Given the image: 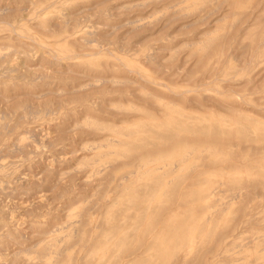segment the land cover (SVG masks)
<instances>
[{
	"label": "rangeland",
	"instance_id": "obj_1",
	"mask_svg": "<svg viewBox=\"0 0 264 264\" xmlns=\"http://www.w3.org/2000/svg\"><path fill=\"white\" fill-rule=\"evenodd\" d=\"M19 1L21 2V0H18V1L17 0H0V6L2 5L0 7V11H2V9L4 10L5 7L7 9L9 7L12 8V6L13 7L21 6L22 4H23V7L24 6L27 7L26 4H24L23 2L20 3ZM35 1L38 2L39 0H35ZM206 1L205 0L204 1L203 0H183V1L165 0L164 2L163 0H161V2L163 3L161 2L158 3V0H66L61 6L60 8L61 10H59V12L62 11L63 13V11L65 12L68 9L73 10L75 5H76L75 7H82L83 5H84L83 7L85 6L90 7L91 5H95L98 3L99 8L104 7L103 9L104 10L106 9L105 12L109 11L110 13L113 14V16H111V14L110 15H108L107 13L103 14L105 13L104 10H102L101 12H98L96 9H93L97 11L96 14L94 15L95 11H93L94 12L93 13L92 10H89V12H92V13H88V16L90 14V16L93 15V17H90V16L87 17V15H85L87 17L86 19H84L85 17H83L84 21L82 19V25H83L82 29L91 30L93 32H95V30L100 32L101 30L103 33L104 32L107 33L108 35L105 36V39L113 41L114 46L110 44L107 46L108 47L107 49L102 50L100 53L96 55L83 56V57H78L74 59L61 58V55H62L61 50H64L63 47H65L66 45L65 43H59L57 45L48 46L44 44L43 42H41V39L34 40L32 37H30L31 39L28 38L29 34L30 35L32 33L35 34V31H36L35 20L28 19L26 15L27 12L24 13V11H26L27 8L30 9L29 6L27 8L24 7L25 9L23 8L24 9V11L22 10V17L24 16L23 18L21 16L19 18V15H17L15 16V18H13L15 20H13L12 18H11V21L4 19V21L6 20L10 21L13 26L8 25L7 23L3 24L5 22L2 21L3 19L1 20L2 21V23H0L1 27H4L5 25L7 26L5 27V29L0 28L1 30H3V31L0 30L1 31L0 32V44L1 45L5 44V47H3V45L0 46V56L1 54L5 56L4 55L5 52H8V51L10 52L11 48L12 49L15 48L14 49L15 53L13 50V55L11 53L6 54L8 55L10 59L6 56L4 57L6 67L3 65L4 60L2 56H1L2 61L0 60V63H1L0 66L3 65L4 67V70H3V67H1L2 69H0V71L3 70L0 72L2 74V77H0V82L2 84H5L6 82V84L8 85L7 86L5 84V87H4L0 83L1 84L0 85V95L4 93L7 99L6 104H8L9 102L8 99H10L13 95H14L12 97L13 100L10 99V101L12 100L11 102L14 101L15 97H17V99L19 98L18 95L16 94H19L20 96L19 100L20 99L25 100L27 98L25 97V95L28 96L27 93L29 92H30L29 94H31V93H38V91L45 90L46 92L50 91L51 93L52 89L56 90L55 87L57 86H60V88L61 86H63L62 89L64 91H61V89L58 88L56 91L57 92L59 91V94H57L56 91H53L52 92L53 95L51 94L48 95L53 99L56 98L54 100L52 99L51 109L55 107L54 104L56 103L57 96L62 97L64 95L63 97L66 96L65 101H67L65 102L63 100L66 104L60 105L59 108L57 104H55L56 109L55 108H54L55 110L52 109L53 111L48 110L49 111L48 114L46 113L48 116H46L45 114V116L43 117L44 118L46 117L49 119L45 118L46 119L45 120L42 116H40L41 118L33 119L34 122L32 123L30 122L29 124H27L29 125V127L33 125H38V127L33 126L32 128L33 132L36 129L35 132L36 131L37 132L36 133L34 132L35 134L40 133L41 130L43 132V129L45 131L47 130V132L49 133L48 134L47 132L44 131L45 133L44 132L43 133L45 134V136L42 135L43 134L42 132L39 135H33V136H37V138L35 137L36 138L35 141L39 139V137L40 139L46 140L45 138L51 133V135L48 136L47 140L43 141V144L45 142H46L45 144L47 143L49 144V141L51 140H53L54 143L58 142V144L60 143L59 141L61 142L64 141L60 144L61 146L59 145V147H61L62 150L61 148H58L57 143L54 144V146L57 144L56 145L57 147L56 146L50 147L45 144L40 145L39 143H42V142L38 143L37 141L36 142L33 141L32 139H34V137L33 136H30L31 138L29 137V135L33 134V132L29 134V132L27 131V135L25 134L27 137L24 136V134L22 136V133L20 132L19 133L20 135L18 134V137L22 136L24 138L26 137L23 140L27 139L25 142L22 140L21 144L24 143L26 148L29 147V149L27 148L29 152H31L30 147H33V149L31 150H36L39 147L41 149L44 146H45L44 149L46 148L45 150H42L43 149L42 148L41 149L42 151L40 150L37 151L39 152L38 154H36L37 152H35L36 155L34 154V152L33 153L31 152V155L30 154L28 155L33 156L32 154H34V156L36 157L33 156L28 160L27 159L23 160L22 153L21 154L17 153L21 155L22 158H20V156L15 154V152L8 150L11 146H12L13 151L17 149V147H15L17 146L16 145L17 143L12 142L13 139H14L13 141H17V139L15 140V138H13L14 135L13 136L11 135L8 138V140H6L5 142L4 141L0 142V145L2 144V147H0L1 149L0 154L2 150H5L7 153V155L4 156L3 154L5 152L3 151L2 154L0 155V165L2 164V168L0 166V174H1L0 178L2 176V182L0 179V188L1 190H2V187L5 190H8L9 188L13 189V191L12 189L11 190L9 189L10 190L9 194H12V196L11 195L9 196L10 198L8 197L9 194H7L8 191L6 192L3 191L5 192L4 194L3 192H0V194L2 193L0 195L1 196L0 199L3 197V195L5 196V194L8 197V198L6 196L3 197L5 198L3 199L5 200V202L3 200H0V205L4 203L2 204L4 205L2 206L3 212L5 213L4 209H6V212L9 213V215L7 216H6L7 213H5L4 216L6 220L4 221H7V219H9L8 216H10V214L12 215L16 214L13 220L10 221L11 222L10 227L12 228L17 227L19 229L21 228L22 233H24L23 235L24 238H19V240L24 244L22 245L21 243L19 247L24 246L25 248L22 247L24 248V251L20 252L19 257L22 254H24L22 256L27 257V258H24V260L32 259L31 261H34L37 258L35 263H38L39 262L38 257L40 256L39 257L40 262L45 261L46 262L45 264H53V263L56 264L58 263L57 262L58 258L52 259L54 256L58 257V254H56L55 252L47 251L48 255L47 254L44 255V257L39 255V252L43 251L41 252L43 254L44 251H46V250H42L43 245H45L46 243L53 244V241H54V245L61 246L64 250L62 252V255L64 253L63 258L61 257V255H59V258L63 259V260L60 259V261L58 259L59 264H72V263L79 264V263H82L81 261L87 264H264V126H260L258 128L256 127V129L251 130L249 128H246L241 123H238V122L234 123V121L232 120V117H233L232 114L230 113V111L226 110L227 108H225L227 107L225 105L230 104V95H231V91L229 88L230 85L238 84L237 85L238 87L235 86L236 91L238 93H242V88H240L242 86L239 85L242 83L240 81L241 76L237 75L235 84H232V80L230 78V61H229V50H230L229 41L230 40L227 39L228 38L227 37V27H228L229 19L227 16H224L225 14H227V11H226L227 3H225L226 1L222 2L223 3L222 5L223 7H222L220 5L221 4L220 2L222 0H211V1L209 0L210 3L207 4V7H206V3H208V1L207 2ZM214 2L216 4L217 2H219L218 5H220L222 8H220L217 5L219 7V8L217 7V9H220L219 12L217 11L213 12V15H212L210 11L209 12L210 14L209 13L208 14L212 16L206 17V14L208 12L207 8L211 10L216 8L215 7L216 5ZM2 3L5 5V7H3L4 5ZM251 3L255 4L256 0L255 2L253 0H244V1L240 0V2L238 3V10L245 8V7L249 8L247 6H251L250 5ZM9 4H11V6ZM203 4L205 5L204 8H203ZM260 4H259V12H263L262 6L264 8V0ZM199 5H201L200 7H202V11H199L198 9ZM209 6L210 7L212 6L214 8L212 9V7L210 8ZM29 9H27L28 12H29ZM205 9L207 10V12L205 11ZM196 10H198L199 13ZM56 11L57 10L51 11L48 15L45 16V18H50L56 15L58 16L62 14ZM4 12H1V13H4ZM113 12H115L116 15H114ZM203 16L206 17V18L204 17V21L202 20ZM222 16H224V18H222ZM97 17L98 18L100 17V19H97ZM262 17L264 18V15ZM198 18L201 19L202 22ZM260 18H261V15H260ZM260 18L257 20L263 19V18L262 19ZM93 19L95 20L94 26H91V24H93V21H94ZM195 19L199 20V22L201 23L199 24L195 23L197 22V21H194ZM129 20L130 21L136 20V21L135 22L132 21L133 23L131 22L130 24H128L127 22H129ZM205 20H206V23H205ZM16 21H17V25H14ZM102 21H104V24ZM114 22L115 24L118 25L117 27L115 26L116 27L115 30H114V27L111 26L112 24H114ZM193 22L195 23V25H193ZM18 23L19 24L24 23L26 25H29L30 33L29 34L26 33L27 35L21 33ZM95 23L97 24L102 23L105 26L103 25L101 26L98 24V26L100 27L93 28L95 27ZM105 23H108L110 27L108 26V24H105ZM140 24L141 26L143 24L145 25H143L141 28L139 27ZM87 25L91 27H88ZM131 25H136L138 26L137 28H140V29L136 30L137 28L135 26L136 28L135 29L136 31H135L133 30L134 27L133 29L132 27H130ZM256 26H257V29L255 28ZM252 27L253 28H251L250 30L254 32L251 34H250L251 31L247 33V35L250 34V36L244 37L245 39L242 36L241 37L239 36L241 34L243 35V31L239 30L238 35H237L238 38L236 40L237 45L240 42L241 43L244 41L246 42V40L249 39L248 43L250 44V46L254 47L253 44H255L257 41H260L261 33H264V21L263 20L260 22L256 21L255 25H253ZM110 28H112L111 30H113L114 32L110 31ZM254 28L257 30V32L258 30H260L257 35H256L257 32H255ZM207 30L209 33L207 32ZM204 31L208 33V35H204ZM20 34L26 35V36H21ZM201 34H203V36ZM14 35L18 36L17 40H16V37L12 38L14 37ZM85 35H88V33H85L83 30L78 31L71 36L70 40L72 41L74 38L85 36ZM200 35L202 36L200 40L201 39L202 40L199 42ZM262 35L264 36V34ZM1 36H5V37H1ZM254 36L256 37V41L253 39L255 38ZM239 38H242V39L238 40ZM250 40L252 41L250 42ZM21 43H22V46L20 45ZM27 44L29 45V47L31 48L33 47V50L28 49L29 47ZM13 45L16 47H13ZM26 45L27 47H25ZM45 45L48 47L46 48ZM240 45L241 44H239V46ZM107 50H109L110 52ZM261 50H262V53L259 55H261L262 57L264 56L263 55L264 45L261 47ZM18 51L21 54L18 53ZM27 51H28V54L25 53ZM40 51H42L43 54H41ZM148 52L157 53V55L155 56L156 63L147 62L145 60L146 58L145 56L146 54H148ZM43 55L46 57L44 58ZM29 56L31 57V59ZM52 56L58 60L54 61V58H52ZM5 58L8 59V63H7V59ZM22 58L24 59L25 64L23 63ZM25 58H27V60ZM28 59H30V61ZM47 60L54 61L56 62V64H54V62H50V63H53V64H50L47 62ZM57 61H58V64H57ZM9 63L14 64V65L16 63L18 64V66L20 65L19 67L16 65L19 69L16 67L18 71L13 70L11 71L12 74L14 72L15 74H20L23 71V73L25 72L29 75L28 76L27 74H24V75L22 74L24 78L23 81L29 82L30 80L28 85L27 84L22 85V86L21 84L18 85V83L23 82V81H20L18 79H10V77H8L7 75L8 69H5V68H7V66H10ZM105 63L107 64L106 68L112 63H114L113 65L109 66V72H108V69L104 68ZM27 65L29 68H27ZM65 65H68L69 67V68H66L67 70L65 69L66 67ZM83 66H85V68H82ZM20 67H22V70ZM111 67L115 70V72L114 70L113 72L112 70L110 71V69H112ZM5 70L7 73H5ZM32 70L37 74H34V75L33 73L31 74ZM44 70L47 71L45 73H49L47 75L45 74L46 76L44 75L47 80L45 78H44L45 80H43L42 75L44 74L43 72ZM68 71H71L74 74L76 73L75 75H81V76L77 78V76L76 77L75 75L72 76V73L71 72L68 73ZM80 71H84L83 73L86 74L87 77H85V75L80 74L82 73ZM3 72L7 75V77H4L6 75L3 74ZM38 72L42 75H40ZM116 73L118 76L116 75ZM30 74L33 76L31 77ZM52 74L56 76H53ZM99 74L101 77H103L102 75H105V77L103 78H106L109 74L112 75V77L116 76L118 78L123 75L131 79L132 84L130 83V85H127L129 83L127 84L124 83L125 85H127L126 86L127 88L125 90L124 86H120L123 83L124 77H120L122 79H117L115 77L111 78L109 77L110 76L109 75L108 77L111 80L107 84L109 85L113 84L112 82L114 81H115L114 83H116V79L118 80L117 82H120V80H122L121 81L122 83L120 82V84L119 83L116 84V86H114L116 88L112 90L111 88L113 86L109 88L108 87L109 85L103 84V86H100L101 90L98 87L100 92L99 90L97 92L90 91L91 93L84 96V98L81 101L79 100V98H76L75 100L73 97H69L66 95L65 93L66 90L71 89V87L75 85H76L75 87L77 86L79 87L80 86L79 82L82 83L81 86H83L84 88L87 87L85 88L87 90H84V91L88 92V87L90 88L89 83L92 82V79L90 77L93 75L97 77L98 75V78H100ZM39 75L42 76V78ZM48 75L52 77H49ZM88 75L90 76L88 77ZM37 76H39L38 77L39 79L37 78ZM66 76H70L72 79L70 77L67 78ZM30 77L32 78L33 81H31ZM62 77H64L66 81L68 79L67 82L69 83L67 82L65 83V79H63ZM37 79L40 82L43 81V83H45L44 81H48L49 83L46 82L48 83V85H46V83L45 84L41 83L40 85ZM112 79L114 80L112 81ZM12 81L13 82L15 81V82L13 83ZM33 82H34V85L32 86ZM76 82L79 84H77ZM93 82L95 84L94 87H97L101 85L100 83H102L101 80L93 81ZM36 84L37 85L39 84L38 85L39 87ZM69 85L70 87H68ZM10 86L11 87L13 86V87L10 89ZM19 86H21V88ZM81 86L79 88L77 87L76 89L80 90V88H82ZM1 87L3 88V91ZM123 87H124V90H123ZM44 88L46 89L49 88V89L46 90ZM5 89H6V92H5ZM215 89L216 90L218 89V91H216ZM103 90L105 91L104 93L102 92ZM46 92H43V93L46 95ZM54 92H56V94ZM60 92H63L62 93L63 95H60L61 94ZM41 94L42 93H38L37 95L31 94V96L32 95L36 96L35 97L36 99L33 98L34 103L36 101L37 103L38 101L41 102L43 99H45L43 98V96L41 98ZM151 95H154V96H151ZM1 96H0V107L2 109L0 108V111L1 110L3 111L4 109L2 106L4 105L5 98ZM22 96H24L25 99ZM29 96L28 98L31 97ZM88 96L92 99L88 98ZM92 96H94V98ZM32 97L30 99H32ZM1 98H4V99H1ZM87 98L90 99L91 101L93 99L96 101V98H98L97 100L98 102H102V105L104 104L105 106L106 105L108 106L102 107L101 105H99V103H97V101L96 103L92 101L94 103L93 104ZM99 98H101L102 100ZM110 99H112L113 101L112 100L110 101ZM69 100L71 101L69 102ZM88 101L91 104L88 103ZM172 102H175V103H172ZM20 108L21 107L17 109H20ZM56 110H57V113H56ZM67 110L69 111L71 110L72 113L68 112ZM8 111H13V108H8ZM0 113L3 114V112H0ZM53 113H56L57 115L56 114L54 115ZM65 113H68L69 116L67 114L66 115L69 118L65 115ZM84 113H87L88 115L87 114L83 115ZM91 115H93V117ZM10 116L15 117V115L13 114H11ZM94 116L98 117L99 119H97ZM236 118L239 121L242 120L241 116H238ZM61 119H63L62 121H67V122L64 123L61 121ZM70 119L72 121L76 119L75 121L77 122V124L75 123V121H73L75 123L74 124L75 126L72 125L73 123L71 122ZM79 119L81 120V122H79L80 121ZM87 120L89 121L87 122ZM119 120H122L123 122ZM98 121H99V124H98ZM43 123L46 124L45 128H44ZM59 123H62V124L60 125ZM83 124L84 126L86 125L87 129L90 128V130H92L91 126L93 128L95 127L94 129L95 132L93 131L94 132L93 133L92 131H89V130L87 131V129L83 130L84 128V126H82ZM77 125H79V128H76ZM69 126L71 128L75 127L76 129L75 131L78 132L76 133L75 137H72L74 136L75 132L74 134L73 133L69 134V132L71 131V128ZM39 127L43 129L37 130ZM118 127H120L121 129L120 128L118 129ZM66 128L70 129V131L68 132V130H65ZM32 129H30V132L32 131ZM60 129H62V132L65 130L64 133L67 131L68 133L66 132L65 133L66 135L65 134L63 135H65L66 137H68L69 135V138L71 139L66 140V137L64 136L65 137L64 138L63 135L61 134V131H60V134L62 136L59 135L58 133ZM72 129L74 130V128ZM96 130L97 131L101 130L99 133L101 132L102 133L98 134ZM57 131L58 133H55ZM80 131L81 132L86 131V132L80 133ZM234 132L236 135H234ZM23 133H26V132H23ZM46 133L48 134L47 136H46ZM57 134L58 136L63 137L65 140L58 137L60 139L59 140L57 138ZM256 135H260L261 140L262 139L263 140L260 141L256 139L255 138ZM200 136L202 139L200 138ZM187 137H190L189 138L190 140ZM28 138H30L32 141L29 143L30 145L26 144L27 141H30L28 140ZM108 138H110V142L112 141L111 143L108 142L109 141ZM113 138H114V141L112 140ZM236 138L238 139L237 141H236ZM40 139L39 141H42ZM72 139H75L78 144L75 142V140H72ZM71 141L74 143H72ZM80 141H83V143ZM9 142L14 143V145L12 143L10 144ZM33 142H35L36 144L38 143V144L37 145L34 144L33 146L32 145ZM100 142L103 144H101ZM4 143H8L9 147L7 144H4ZM62 144L63 145L65 144L66 149L65 148L63 149L64 146ZM79 144L80 146H82V149L84 148V150L79 149L80 148ZM168 144L170 145L169 147H167ZM5 146L8 149H6ZM72 146L73 147L75 146V147L72 148ZM92 146L94 148H92ZM3 147L5 149H2ZM85 147L89 148L88 149L89 151H87V148L85 149ZM90 147L92 150H90ZM54 148L55 150L53 152ZM75 148L77 149L78 153L76 152V150L73 151V149ZM58 149L59 151L60 150L62 151V155H61V151L60 152L56 151ZM7 151L11 152L9 153L11 157L8 156L9 154ZM50 151L52 153H50ZM55 151L58 153H56ZM64 151L66 152L63 153ZM93 151L95 152L94 155H93ZM235 151L237 154L235 153ZM89 153L91 154L89 155ZM58 154L60 155L59 157H58ZM71 154H74V156ZM133 154H134V159H133ZM15 155H17L18 158ZM43 156L45 157L47 156L46 159ZM70 156H71V159H70ZM1 157L3 158L1 159ZM14 157L18 161H16ZM50 157H53V158L49 159ZM62 157H66L65 158L66 161L64 160V158L62 160L61 159ZM93 157L94 158L97 157L98 159L96 158L95 160ZM80 158H81V161L79 160ZM14 159H15V163L17 162L16 164L21 163L20 165L22 166L18 164L19 167H17L15 163L12 164V162H14ZM19 159H22L23 161L20 160L21 161L20 162ZM49 160H52V161L57 160V161L56 162L54 161L55 163L53 162L54 163L53 164L52 161L49 162ZM90 161L92 162L90 163ZM28 162L30 163V165ZM40 162H41V165H40ZM3 163H7L8 165L6 164L3 165ZM46 163L47 165L55 167L56 169H60L59 171L62 172L61 174L62 177H64L65 174L67 175V177H69V175L65 171V170L68 171L69 169L68 173L71 171L70 173L71 176H73L72 174L74 173L77 175L79 174L78 176L74 175L75 180L79 179L80 181V179L83 177L84 181L88 180V181H91V183H88L89 185L85 187L87 188L86 190L83 186H85V183L88 181L84 183V181L81 179L82 181H80V183L82 184L84 183V185H81L76 180V184L78 183V185L75 184L74 185L75 188H78V187L81 188L82 186L81 189L79 188L74 189L76 192L78 191V193H80L79 196H78V193L75 192L77 196L74 193L73 197L76 198L72 200V204L73 203L74 204L71 207H69L66 211L61 210V213H60V210H59V213H57L58 216L60 215L58 221L61 220L62 222L67 223L68 220H71L68 222L70 225H68L67 223L68 230L64 232L57 231L52 236H49L46 238L44 236L45 239H42L43 235L40 234L41 229L39 228H41V226H42V229L46 228L45 224L44 225L42 224L39 228H34V229L33 227H30L29 225L26 226L29 223L27 221L29 217L24 214V209L22 207H19V205L21 206L24 204L23 206L25 205L29 206V204H25V203H31L29 202V200L31 201V199L25 198V196L28 197V194H25L23 193L22 190L21 191L19 190L21 189L20 187L23 188L20 182H23V180L25 181V177L28 179L30 176L31 178V176H33V173L34 174L36 173L34 177H36V175L39 176L38 174L41 175V173H39L41 172L40 167L45 166ZM72 163L73 165H71ZM24 164H27V165L24 166ZM31 164H33L34 167ZM243 164H244V167L242 166ZM35 165L37 168L36 169L37 172L36 170H34ZM27 166H29L30 168ZM8 167L9 169H7ZM12 167L13 168L15 167L14 168L15 170ZM16 168L17 169L20 168V169L17 170ZM63 168H66L64 169L65 172L63 171ZM97 168L98 169L100 168L99 169L100 171H97ZM1 170H9V171L14 170L16 172H13V174L10 175L11 177L9 175H5V177H3L4 173H2ZM20 170H23L22 173L19 172ZM26 170L28 174L26 173ZM24 172L25 174H23ZM16 175L21 176V178L23 175V178L19 179V177ZM105 176L106 177L110 176L111 178L104 179ZM100 177H102L103 179ZM14 179L17 180L16 183ZM100 179L104 181L103 185L105 187L102 186L104 189L100 187V185H102L101 182H103ZM5 180L7 182H3ZM13 180H14L13 183L16 186V189L18 190L20 188L18 191L12 186L13 183L10 182ZM159 181L160 183H158ZM118 182H120L119 186L117 185ZM253 182L254 183L258 182L257 183L258 188L255 186L254 187L255 189H254L251 186V185H256V184H251ZM5 183L7 184L6 186L9 185L8 183H11L10 185L12 187H9V188L6 187L8 189L4 188ZM91 184L92 185L96 184L98 187H95V185L93 187L91 186ZM246 184H249V185L251 184L250 186L253 189H251L250 186L248 187V185ZM240 185L243 188L240 187ZM244 185L247 187V189H245L246 187ZM229 186L232 187V189L231 188L228 189ZM93 188L95 189V191L93 190ZM101 189L104 190L103 191L104 193H102V191H99ZM211 189H213L214 192ZM92 190L96 193L103 194V197L102 195L99 196L101 200L97 198L99 194H95L94 192H92ZM14 191L15 192L17 191L18 194L14 193ZM88 192L89 193L92 192L91 193L92 195L89 194ZM94 194L97 196L96 198L99 200L98 201L97 199H95V202L100 205L99 206L100 208L98 207L99 210H97V208H96L97 211L94 209V211L96 212L92 210V206H91L92 204L95 203V202L92 203L94 200L92 201L91 199L93 196H95ZM16 195H18V197ZM13 197H14V201H12ZM19 198H20V201L16 200ZM79 198L81 199L87 198V200L85 199V201L83 202ZM7 199L8 200L10 199L9 200L10 203L8 202L9 203L8 207H6L5 205V203L7 204V201H8ZM88 199H90L92 202ZM217 199L218 201H216ZM23 200L25 203H23ZM74 200L77 202H75ZM11 201H12V205H11ZM168 201H170L169 202L170 204L168 203ZM184 201L186 202L183 203ZM171 202L173 203L172 205H171ZM96 203L93 205V208H95V206H98V204ZM15 204L18 207H16ZM165 204H166L167 209L164 207ZM84 205L88 207V210L89 209L91 210H89L88 213L84 212L85 215H87V218H86L87 220L85 219L86 221H84V223L83 221L80 223V224H83L82 225L83 229H82V227L80 228L79 226L80 225L79 222L80 220H84L83 217L85 216L84 214L82 215L79 212L80 211L82 212V210L87 211V208ZM167 205H170V206L167 207ZM224 205H226V207H224ZM12 206H15V207L12 208ZM80 206H82L83 208H79ZM163 207H164V211L162 212L161 210H163L162 209ZM222 207L225 209L221 210ZM21 208L23 209V211H21L22 210ZM198 208H200L199 209L200 211L198 210ZM11 209H13L12 212H11ZM14 209H16L18 213H16ZM77 210H80V211H77ZM102 210L103 212L105 211V213H103ZM218 210L221 212H219ZM238 211H240V213ZM21 212L22 214H20ZM64 212H67V213L65 214ZM101 212L103 214H101ZM215 213H216V217L214 216ZM79 214L83 217L79 216ZM22 215L26 216L25 217L26 219L22 217ZM234 216L236 217L240 216V218L237 217V219L239 220L238 221L234 220ZM64 218L65 220L63 221L62 219ZM77 218L79 219V221ZM73 219L74 220L77 219V220L74 221ZM98 219L100 220L98 221ZM233 220L236 221L234 225H232ZM20 221H22L23 223L21 222L19 224ZM61 221L59 222L61 223ZM77 223L79 224L78 225L79 228L82 229L81 231H79L81 235L79 236L81 239H78L77 241L78 243L79 242L80 243L78 244L76 242L77 243L76 244L75 241L77 239L75 238L76 240H73V243H74L73 246L67 247L69 245L68 240L73 239V234L75 233L73 232V227L75 226L72 227L71 224L76 225L75 227V230H76V228L78 227ZM102 223L104 226L102 225ZM89 224L92 229L91 234H90ZM97 224H99L100 226ZM23 228L26 229L28 232L24 230ZM28 228L32 231L28 230ZM86 228L89 230L90 235L89 234L88 235L90 237L86 236L88 232ZM34 231L37 233V235L35 234L37 237L33 234L34 236L32 238L31 232H34ZM140 231H142V233ZM218 231H220L218 235H221L222 233L221 238L216 236L217 234L216 232ZM64 233L65 235L59 236ZM70 233L71 234L73 233V234L70 235ZM145 233H147V235H144ZM27 234L28 236H31V239L27 237ZM45 234L47 236L48 233H45ZM54 235L55 237L57 236V238L60 237V239L58 240L59 242L55 240V238H52ZM74 236L76 237L77 235H74ZM84 236L86 237V239H84L85 238ZM140 236L142 237L141 239L145 237L143 244L141 242L142 240H140ZM40 237L42 240L41 241L39 240L40 241L39 242L37 240L38 238L40 239ZM208 237L210 239H208ZM216 238L219 240H217ZM83 239L84 241H87V244L86 242L83 241ZM213 239L215 241L217 240V243H215V245L213 244L215 242ZM35 240L37 241L38 245L36 246V249L34 250L33 248H35V244H34ZM43 242L45 244H43ZM70 242H71L70 244L72 245V241ZM138 242L141 243L142 245L138 244ZM30 243L34 244V246H32L33 248L29 247L31 246ZM81 243L83 244L82 246H80ZM84 243H85V246H84ZM136 243L139 245V248H137L136 251H133L134 252L133 254L129 253L130 249L133 250L137 247ZM26 245L27 246L29 245L28 247L30 249L32 248L34 251H31V252L27 251L29 249H27ZM64 245L68 249H64L65 248ZM17 247L18 246L15 247V250ZM19 247L17 248V250L19 249ZM146 247H147V250H145ZM75 248L78 252L75 250ZM207 249H210L209 252L208 251L206 252ZM127 253L132 254V255H127ZM73 255L77 257H74ZM81 256H83V258H81ZM72 257L74 258L72 259ZM4 258L6 262L4 261ZM20 258L23 261V258L22 257ZM51 259L53 260V262H51ZM117 259H119L120 261L118 260L119 261L118 262ZM1 260H3L4 263L6 264L8 263V260H10V257L2 256L0 257V262ZM3 261L1 262L2 264H3Z\"/></svg>",
	"mask_w": 264,
	"mask_h": 264
},
{
	"label": "bare ground",
	"instance_id": "obj_2",
	"mask_svg": "<svg viewBox=\"0 0 264 264\" xmlns=\"http://www.w3.org/2000/svg\"><path fill=\"white\" fill-rule=\"evenodd\" d=\"M18 1V0H17ZM66 0H39L38 2H36L35 0H21V2H23L24 4H26V6L28 7H30V9L29 8H27V7H25V8H27V9H29V12L27 11V9H26V11H24V7H23V4L21 5V6H17V7H13L12 6V8L11 7H9V8H7L6 9V7H5V5L3 6V7H5V9L3 10L2 8V11H0V23H2V21L3 22H5V23H3V24H8V25H10V26H13L12 25V23L10 22L11 21V18L13 19V18H15V16H17V15H19V18H20V16L22 17V10L24 11V13H26L27 12V18L28 19H31V20H35V23H36V31H35V34H29L30 32H29V30H30V27H29V25H26V24H24V23H18V25H19V29H20V32L21 33H23V34H26V33H28L29 35V37L28 38H30V37H32L34 40H37V39H41V42H43L44 44H46V45H57V44H59V43H65L66 45H65V47H63L64 48V50H61V53H62V55H61V58H63V59H74V58H78V57H83V56H91V55H96V54H98V53H100L102 50H105V49H107L108 47V45H113L114 46V42L113 41H111V40H106L105 39V36H107L108 34L107 33H103L101 30H100V32H98L97 30H95V32H93V31H91V30H84V29H82V19H83V17H85L84 19H86L87 17H89L90 16V14H89V16H88V13H92L93 11H95V10H93V9H96L98 12H101L102 10H104L103 8L104 7H102V8H99V4L97 3V4H95V5H91L90 7H75L74 6V8H73V10H66L65 12L63 11V13H62V11H60L59 12V10H61L60 8H61V6L63 5V3L65 2ZM164 2H165V0H163ZM168 1V0H167ZM181 1H183V0H181ZM204 1V0H203ZM206 1V0H205ZM208 1V3H206V7H207V4H209L210 3V1L209 0H207ZM206 1V2H207ZM226 1V2H225ZM240 2V0H222L220 3V5L222 6L223 5V3L222 2H225V3H227V6H226V8H227V14H225L224 16H227L228 17V19H229V23H228V27H227V39H229L230 41V46H229V61H230V78H231V80H232V84H235V81H236V77H237V75H240L241 76V79H240V81L242 82L241 84H239L240 86H242V87H240V88H242V93H238L237 91H236V88H235V86H237L238 84H236V85H230L229 86V88H230V91H231V95H230V104L229 105H225V106H227V107H225V108H227L226 110L227 111H230V113L232 114V120L234 121V123L235 122H238V123H241V124H243L246 128H249V129H256V127L258 128V127H260V126H264V56H262L261 57V55H259V54H261L262 53V50H261V47L264 45V36L262 35V34H264V33H261V36H260V41H257L255 44H253L254 45V47H252V46H250V44L248 43V40L249 39H247L246 40V42L244 41V42H238L239 44H241L240 46H239V44L237 45L236 44V40H237V35H238V32H239V30H242L243 31V35L241 34V35H239L240 37L242 36L243 38L244 37H249L250 36V34L251 33H253L254 31H251L250 29L251 28H253L252 26L253 25H255V22L256 21H264V18L262 17L264 14H263V12H264V8H263V6H262V9H263V12H259V4L260 3H262L263 2V0H256V3L254 4V3H251L250 5L251 6H247V7H249V8H242V9H240V10H238V3ZM242 1V0H241ZM244 1V0H243ZM254 2H255V0H253ZM20 2V1H19ZM20 2V3H21ZM155 2H157V1H155ZM159 2H161V0H158V3ZM10 3H11V1H10ZM13 3V2H12ZM19 3V4H20ZM161 3H163V2H161ZM177 3V2H176ZM215 3V2H214ZM14 4V3H13ZM219 4V2H217V4L215 3V7L216 8H214V7H212V9L213 10H211V9H209V8H207V10H208V12H207V10L205 9V11L207 12V14H206V17H209V16H212L213 15V12H219V10L220 9H217V7L219 6L220 8H222L220 5H218ZM10 6H11V4H9ZM202 5V4H201ZM201 5H199V7L201 6ZM218 5V6H217ZM261 5V4H260ZM2 6V5H1ZM0 6V7H1ZM7 6V5H6ZM204 4H203V8H204ZM198 7V9H199V11H202V7H200L199 8ZM210 7V6H209ZM210 7V8H211ZM218 7V8H219ZM24 8V9H23ZM63 9V8H62ZM72 9V8H71ZM108 9H110V8H108ZM257 9V10H256ZM261 9V8H260ZM55 10H57L61 15H56V16H54V17H50V18H45V16L46 15H48L51 11H55ZM89 10H92V12H89ZM5 11V12H4ZM56 11V12H57ZM88 11V12H87ZM97 11H95V13H94V15L96 14V12ZM106 11V9L104 10V12ZM108 11V10H107ZM198 13H199V11L198 10H196ZM204 11V10H203ZM211 11V13H212V15H209L210 12ZM262 11V10H261ZM1 12H4V13H1ZM23 13V14H24ZM108 14V15H110L111 14V16H113V14L112 13H110L109 11L108 12H105V13H103V14ZM114 13V15H116L115 14V12H113ZM195 13V12H194ZM198 13H197V15H198ZM209 13V14H208ZM263 15H262V14ZM99 14H101V13H99ZM25 15V16H26ZM50 15H52V14H50ZM85 15H87V17L85 16ZM208 15V16H207ZM260 15H261V18H260ZM99 16V15H98ZM202 16V15H201ZM224 16H222V18H224ZM24 17V16H23ZM22 17V18H23ZM90 17H93V15L92 16H90ZM198 17V16H197ZM204 17L205 16H203V21H204ZM205 17V18H206ZM202 18V17H201ZM221 18V17H220ZM262 19V20H257V19ZM3 19V20H2ZM4 19H7V20H10V21H4ZM17 19V18H16ZM84 19H83V21H84ZM97 19H100V17L98 18L97 17ZM140 19V18H139ZM138 19V20H139ZM199 19V18H198ZM208 19V18H207ZM206 19V20H207ZM2 20V21H1ZM13 20H15V19H13ZM18 20V19H17ZM94 20V19H93ZM201 22H202V20L201 19H199ZM199 20H197V19H195L194 21H197V22H195V23H201V22H199ZM206 20H205V23H206ZM91 21V20H90ZM132 21H134V20H129V22H127L128 24H130ZM136 21V20H135ZM134 21V22H135ZM218 21V20H217ZM19 22V21H18ZM94 22H95V20L93 21V24H91V26H94ZM103 22V24H104V21H102ZM106 22V21H105ZM208 22V21H207ZM133 23V22H132ZM195 23L193 22V25H195ZM2 24V25H3ZM89 24V23H88ZM96 24L97 23H95V27H93V28H96V27H100V26H98V24H97V26H96ZM102 23H100L99 25H103ZM105 24H108V23H105ZM217 24V23H216ZM215 24V25H216ZM14 25H17V21H16V23L14 24ZM21 25V26H20ZM90 25V24H89ZM89 25H87L88 27H91V26H89ZM143 25H145V24H143ZM142 25V26H143ZM191 25V24H190ZM7 25H5L4 27H1V25H0V28H4L5 29V27H6ZM84 26H86V25H84ZM103 26H105V25H103ZM107 26V25H106ZM108 26L110 27V25L108 24ZM111 26H113L114 27V30H115V28L118 26L117 24H115V22H114V24H112ZM116 26V27H115ZM135 26L136 25H131L130 27H132V29H133V27H134V29L133 30H135L138 26H136V28H135ZM142 26H141V24L139 25V27H141L142 28ZM8 28H9V26H8ZM256 29H257V26L255 27ZM254 28V29H255ZM112 28H110V31H112V32H114L113 30H111ZM138 29H140V28H137L136 30H138ZM255 29V32H257V30ZM1 30V29H0ZM84 31L85 33H88V35H85V36H80V37H77V38H74L72 41L70 40L71 39V36L73 35V34H75L76 32H78V31ZM132 30V31H133ZM135 30V31H136ZM1 31H3V30H1ZM0 31V32H1ZM9 31V30H8ZM210 31V30H209ZM251 31V32H250ZM260 30H258V32H259ZM14 32H16V31H14ZM102 32V33H101ZM111 32V33H112ZM207 32H208V30H207ZM250 32V34H248L247 35V33H249ZM258 32L256 33V35L258 34ZM206 32L204 31V35H208V33H206ZM7 34V33H6ZM5 35V34H4ZM10 35V34H9ZM13 35V34H12ZM17 35H18V33H17ZM15 36L14 35V37H12V38H15L16 37V40L18 39L17 37L18 36ZM21 35V34H20ZM27 35V34H26ZM26 35H21V36H26ZM202 36H203V34H201ZM200 35V37H199V42L202 40H200V38H202V36ZM247 35V36H246ZM255 35V36H256ZM254 36V37H255ZM1 37H5V36H1ZM11 37V36H10ZM9 37V38H10ZM31 39V38H30ZM208 39V38H207ZM240 39H242V38H239L238 40H240ZM245 39V38H244ZM255 41H256V37L255 38H253ZM20 40V39H19ZM212 40V39H211ZM33 41V40H32ZM242 41V40H241ZM252 40H250V42H251ZM5 42V41H4ZM21 42V41H20ZM24 42V41H23ZM26 42V41H25ZM35 42V41H34ZM210 42V41H209ZM208 42V43H209ZM17 43V42H16ZM37 43V42H36ZM211 43H212V41H211ZM210 43V44H211ZM18 44V43H17ZM187 44V43H186ZM189 44V43H188ZM3 45V47H5V44H2ZM1 44H0V46H2ZM8 45V44H7ZM6 45V46H7ZM10 45V44H9ZM12 45V44H11ZM21 46H22V43L20 44ZM28 45V44H27ZM27 45L25 46V47H27ZM45 45V46H46ZM23 46H24V44H23ZM31 46H33V45H31ZM44 46V45H43ZM48 46H46V48L48 47ZM239 46V47H238ZM3 47H1V48H3ZM13 47H16V46H14L13 45ZM28 47H29V45H28ZM238 47V48H237ZM15 49V48H14ZM14 49H12L11 48V51L9 52H5V56L6 57H8V55H6V54H9V53H11L12 55H13V50ZM27 49V48H26ZM28 49H32L33 50V47L31 48V47H29ZM58 49V48H57ZM239 49V50H238ZM32 50H30V51H32ZM39 50V49H38ZM53 50V49H52ZM107 51H109V50H107ZM17 52V51H16ZM21 52H23V51H21ZM41 52V54H43V52L42 51H40ZM110 52V51H109ZM152 52H154V51H152ZM149 53L148 52V54H146V58H145V60L147 61V62H153V63H156V59H155V56L157 55V53ZM14 53H15V50H14ZM18 53H20L19 51H18ZM25 53H27L28 54V51L27 52H25ZM24 53V54H25ZM50 53V52H49ZM21 54V53H20ZM23 54V53H22ZM27 54H26V56H27ZM40 54V55H41ZM106 54V53H105ZM264 55V54H263ZM1 56H2V58H3V60H4V57L5 56H3L2 54H1ZM1 56H0V60L2 59L1 58ZM44 56V55H43ZM53 56H55V55H53ZM52 56V58H54ZM30 57V56H29ZM46 56H44V58H45ZM9 58V57H8ZM13 58H15V57H13ZM16 58H18V57H16ZM24 58V57H23ZM22 58V59H23ZM5 59H7V58H5ZM10 59V58H9ZM26 60H27V58H25ZM30 59H31V57H30ZM30 59H28L29 61H30ZM40 59H42V58H40ZM47 59V58H46ZM45 59V60H46ZM50 59V58H49ZM15 60H17V59H15ZM44 60V61H45ZM51 60V59H50ZM55 60H58V59H55L54 58V61ZM59 60H61V59H59ZM2 61V60H1ZM23 61V63H24V59L22 60ZM21 61V62H22ZM54 61H48L47 60V62L48 63H50V62H54ZM62 61H64V60H62ZM9 62H10V60H9ZM13 62V61H12ZM11 62V63H12ZM28 62V61H27ZM26 62V63H27ZM46 62V61H45ZM44 62V63H45ZM68 62V61H67ZM122 62V61H121ZM4 63V64H3ZM2 64L6 67V65H5V60H4V62H3ZM7 63H8V59H7ZM11 63H9L10 64V66H7V68H5V69H8L7 71H8V77H10V79H18V80H20V81H23L24 80V78H23V76H22V74L24 75V74H27V73H23V71H22V73H20V74H15V72L12 74L11 73V71H13V70H17L16 69V67L18 66V64H16L15 63V65L14 64H11ZM17 63H18V61H17ZM41 63V62H40ZM47 63V64H48ZM85 63V62H84ZM91 63V62H90ZM124 63V62H123ZM1 64V63H0ZM25 64V63H24ZM50 64H53V63H50ZM54 64H56V62H54ZM57 64H58V61H57ZM61 64V63H60ZM59 64V65H60ZM63 64H64V62H63ZM114 63H112L111 65H113ZM3 65H1L0 66V69H2L1 67H3ZM17 65V66H16ZM104 65V64H103ZM111 65H109V66H111ZM20 66V65H19ZM18 66V67H19ZM22 66H24V65H22ZM57 66V65H56ZM62 66V65H61ZM66 67H65V69L66 68H69L68 67V65H65ZM105 66V67H104ZM103 67L104 68H106V66H107V64L105 63V65H104ZM109 66L106 68V69H108V72H109ZM116 66V65H115ZM17 67V68H18ZM41 67H43V66H41ZM45 67V66H44ZM21 68V70H22V67H20ZM27 68H29L28 67V65H27ZM82 68H85V66H83ZM88 68V67H87ZM112 68V67H111ZM19 69V68H18ZM45 69V68H44ZM136 69V68H135ZM3 70H4V67H3ZM3 70H1V71H3ZM24 70V69H23ZM67 70V69H66ZM76 70V69H75ZM86 70H88V69H86ZM112 70V72H113V68L112 69H110V71ZM0 71V72H1ZM18 71V70H17ZM33 71V70H32ZM31 71V74L33 73V75L34 74H37V73H35L34 71L32 72ZM95 71V70H94ZM44 72V74L42 75V74H40L39 72V74L40 75H42L43 76V80H45L46 79V75L47 74H49V73H45V72H47V71H43ZM71 71H68V73H70ZM73 72H74V70H73ZM78 72V71H77ZM80 72H82V73H80V74H82V75H85V77H87V75L86 74H84L83 72L84 71H80ZM96 72V71H95ZM105 72V71H104ZM114 72H115V70H114ZM5 73H7L6 72V70H5ZM4 72H3V74H5ZM18 73V72H17ZM30 73V72H29ZM42 73V72H41ZM72 73V72H71ZM1 74V73H0ZM30 74V75H31ZM46 74V75H45ZM66 74V73H65ZM64 74V75H65ZM76 74V73H75ZM74 73H72V76L73 75H75ZM79 74V73H78ZM111 74V73H110ZM109 74V75H110ZM6 75V74H5ZM7 75L6 76H4V77H7ZM28 75V74H27ZM33 75H31V77L33 76ZM39 75V76H40ZM45 75V76H44ZM51 75V74H50ZM53 76H56V75H54V74H52ZM108 75V76H109ZM116 75H117V73H116ZM29 76V75H28ZM36 76V75H35ZM39 76H37V78L39 77ZM42 76H40L41 78H42ZM49 76V75H48ZM47 76V77H48ZM58 76V75H57ZM60 76V75H59ZM77 76V78L78 77H80L81 75H75V77ZM90 75H88V77H89ZM103 77H105V75H102ZM106 77V78H103V77H101L100 76V74H99V77L100 78H98V75H97V77H95V75H93V76H91L90 78L92 79V82H88L89 83V85H90V88L88 87V92L86 91H84V90H87V89H85V88H87V87H83V86H81V82H79L80 83V86L82 87V88H80V90L81 89H83V90H79V89H76L77 87H75V86H73V87H71V89H69V90H66V95L67 96H69V97H73L75 100H76V98H79V100L81 101L83 98H84V96H86V95H88V94H90L91 92H97L98 90H99V88H100V90H101V87L100 86H103V84H107V83H109V81L111 80V79H109V77H111V78H113V77H115V78H117V79H122V78H120V77H124V80H123V83L121 82L122 80H120V82L122 83V85H120V86H124L125 87V90H126V86L127 85H130V83L132 82L131 81V79H129V78H127V77H125V76H120L119 78L118 77H116V76H113L112 77V75H110L109 77ZM118 76V75H117ZM0 77H2V74H1V76ZM3 77V78H4ZM30 77V78H31ZM49 77H52V76H49ZM48 77V78H49ZM61 77V76H60ZM67 78L68 77H70V76H66ZM84 77V78H85ZM45 78V79H44ZM54 78H56V77H54ZM58 78V77H57ZM63 79H65L64 77H62ZM71 78V77H70ZM108 78V79H107ZM39 79V78H38ZM37 79V80H38ZM61 79V78H60ZM72 79V78H71ZM116 79V83H114V82H112L113 84H107V85H109L108 87L110 88L111 86H116V84H120V82H117L118 80ZM6 80V79H5ZM27 80H29V79H27ZM47 80V79H46ZM79 80V79H78ZM98 80H101L102 81V83H100L101 85H99V86H97V87H94L95 86V84H94V82L93 81H98ZM114 79H112V81H113ZM31 81H33L32 80V78H31ZM39 81V80H38ZM67 81H68V79H67ZM66 81V79H65V83L67 82ZM75 81V80H74ZM80 81V80H79ZM87 81V80H86ZM88 81H89V79H88ZM3 82H5V81H3ZM13 82V81H12ZM15 82V81H14ZM13 82V83H14ZM29 82H30V80H29ZM29 82L28 81H23V82H20V83H18V85L19 84H21V86L22 85H28L29 84ZM45 83L46 82H48V81H44ZM1 83V82H0ZM39 83H40V85H41V83L42 84H45V83H43V81L42 82H40L39 81ZM49 83V82H48ZM48 83H46V85H48ZM67 83H69V82H67ZM77 83V82H76ZM79 83H77V84H79ZM87 83V84H88ZM124 83H129V84H127V85H125ZM153 83H155V82H153ZM2 84V83H1ZM0 84V85H1ZM5 84H6V82H5ZM5 84H2L4 87H5ZM12 84V83H11ZM115 84V85H114ZM132 84V83H131ZM227 84H228V82H227ZM7 85V84H6ZM17 85V84H16ZM15 85V86H16ZM34 85V82L32 83V86ZM37 85V84H36ZM35 85V86H36ZM39 85V84H38ZM37 85V86H38ZM67 85V84H66ZM71 85V84H70ZM70 85L68 86V87H70ZM88 85V86H89ZM98 85V84H97ZM215 85V84H214ZM8 86V85H7ZM6 86V87H7ZM21 86H19L20 88H21ZM34 86V87H35ZM45 86V85H44ZM65 86V85H64ZM79 86V87H80ZM216 86V85H215ZM13 87V86H12ZM11 86H10V89L12 88ZM18 87V88H19ZM28 87V86H27ZM39 87V86H38ZM41 87V86H40ZM78 87V88H79ZM99 87V88H98ZM111 88V90L112 89H115L116 87H114V88ZM124 87H123V90H124ZM212 87V86H211ZM227 87V86H226ZM238 87V86H237ZM2 88V87H1ZM8 88V87H7ZM6 88V89H7ZM36 88V87H35ZM51 88V87H50ZM56 88V90L59 88V89H61V91H64L62 88H63V86H61V88H60V86H57V87H55ZM103 88V87H102ZM213 88V87H212ZM6 89H5V92H6ZM10 89H8V90H10ZM44 89H46V88H44ZM43 89V90H44ZM49 88H47L46 90H48ZM106 89V88H105ZM169 89V88H168ZM56 90H54V89H52V91H51V93H50V91L49 92H46L45 90L44 91H38V93H42L41 94V98H42V96H43V98H45V99H43L41 102H39L38 101V103H37V101L34 103L33 101V98L34 99H36L35 97L36 96H31V94H35V95H37L38 93H31V94H29V93H27L28 94V96L30 95L31 97H32V99H30V98H28V96H26L25 95V97H27L26 99L24 98V96H22L25 100H22V99H20L19 100V98H20V96H19V94H16V95H18V99H17V97H15L14 98V101L13 102H11L13 99H12V97L14 96H12L11 98H10V96H9V98L10 99H12L11 101H10V99H8L9 100V102H8V104H6L7 102V99H6V96L4 95V93H2L1 95L5 98H1V99H4L5 100V102H4V105L6 106H2L3 107V111L1 110L0 112H3V114L2 113H0V116H1V120H0V142L1 141H6V140H8V138L12 135H14V137L13 138H15V140L17 139V141H13L12 140V142H16L17 144V146H15V147H17V149L15 150V151H13V149H12V146L8 149L6 146V149H8L9 151H12V152H15V154H17V153H19V154H21L22 153V157H23V160L25 159H30L31 157H33L34 156V154H35V152H37V151H42V150H45L44 149V147H42L41 149H40V147L38 148V149H36L37 148V146H36V148H34V149H36V150H31V149H33V147H30L31 149H30V151L33 153L34 152V154H32L33 156H30L31 155V152H29L28 151V149H29V147H27L26 148V146L24 145V143L23 144H21L22 142V140L23 139H25L27 136V131L29 132V134H31L32 132H33V126L34 127H38V125H33V126H31V127H29V125H27V124H29L30 122L32 123V122H34V120L33 119H36V118H41L40 116H45V114L47 113L48 114V110H51V111H53V110H55L56 109V105L55 104H57V106H58V108H59V106L60 105H62V104H66L65 102H67V101H65L66 99V96L65 97H63L64 95L62 94L63 92H60L61 94L60 95H63L62 97L61 96H57V100H56V103L54 104V102H53V104H54V108H52L51 109V106H52V99L53 98H51L50 96H48L49 94H51V95H53L52 94V92L53 91H56ZM100 90H99V92H100ZM107 90V89H106ZM188 90V89H187ZM216 90V89H215ZM2 91H3V88H2ZM13 91V90H12ZM34 91V90H33ZM32 91V92H33ZM91 91V92H90ZM145 91V90H144ZM172 91V90H171ZM183 91V90H182ZM216 91H218V89L216 90ZM226 91H228V90H226ZM43 92H46V95L43 93ZM57 92V91H56ZM56 92H54L55 94H56ZM103 93L105 92L104 90L102 91ZM101 92V93H102ZM121 92V91H120ZM123 92V91H122ZM146 92V91H145ZM108 93V92H107ZM111 93V92H110ZM124 93V92H123ZM147 93V92H146ZM55 94H54V96H55ZM57 94H59V91L57 92ZM153 94V93H152ZM0 95V96H1ZM228 95V96H229ZM1 96V97H2ZM8 96V95H7ZM47 98H46V97ZM99 96V95H98ZM97 96V97H98ZM101 96V95H100ZM151 96H154V95H151ZM156 96V95H155ZM40 97V96H39ZM38 97V98H39ZM53 97V96H52ZM93 98H94V96H92ZM239 97V98H238ZM88 98H90L89 96H88ZM87 98V99H88ZM153 98V97H152ZM54 99H56V98H54ZM53 99V100H54ZM90 99H92V98H90ZM90 99H88L89 101H91ZM99 99H101V98H99ZM65 102H64V101ZM85 100V99H84ZM98 100V98H96V101ZM102 100V99H101ZM112 99H110V101H111ZM71 100H69V102H70ZM73 101V100H72ZM88 101V103H90ZM92 101H94V103H96V101L93 99ZM91 101V102H92ZM107 101V100H106ZM113 101V100H112ZM168 101H170V100H168ZM172 101V100H171ZM62 102H64V103H62ZM78 102V101H77ZM84 102V101H83ZM86 102V101H85ZM108 102H109V100H108ZM107 102V103H108ZM93 103V102H92ZM93 103V104H94ZM97 103H99V105H101L102 107L103 106H105L104 104L102 105V102H98L97 101ZM101 103V104H100ZM115 103V102H114ZM172 103H175V102H172ZM74 104V103H73ZM91 104V103H90ZM110 104V103H109ZM132 104V103H131ZM63 105V106H64ZM80 105V104H79ZM97 105V104H96ZM106 106H108V105H106ZM105 106V107H106ZM5 107V108H4ZM19 108V107H21L20 109H17V108ZM62 107V106H61ZM60 107V108H61ZM84 107V106H83ZM82 107V108H83ZM95 107H97V106H95ZM1 108V107H0ZM8 108H13V111H8ZM2 109V108H1ZM6 109V110H5ZM62 109V108H61ZM68 109V108H67ZM72 109V108H71ZM76 109H78V108H76ZM105 109V108H104ZM12 110V109H11ZM94 110V109H93ZM50 111V112H51ZM68 112H71V110L69 111V110H67ZM66 111V112H67ZM78 111V110H77ZM86 112V111H85ZM52 113V112H51ZM56 113H57V110H56ZM56 113H53L54 115L56 114ZM64 113V112H63ZM72 113V112H71ZM70 113V114H71ZM77 113V112H76ZM11 114H13V115H15V117L14 116H10ZM46 114V116H48ZM62 114V113H61ZM68 115V113H65V115ZM74 114V113H73ZM85 114H87V113H84L83 115H85ZM53 115V116H54ZM57 115V114H56ZM65 115H63V116H65ZM66 115V116H67ZM88 115V114H87ZM51 116H52V114H51ZM63 116H62V118H63ZM69 116V115H68ZM67 116V117H68ZM72 116H74V115H72ZM90 116V115H89ZM92 117H93V115H91ZM238 116H241V118H242V120L241 121H239L236 117H238ZM56 117V116H55ZM59 117H60V115H59ZM94 117H96V116H94ZM44 118V117H43ZM46 118V117H45ZM44 118V119H45ZM69 118V117H68ZM82 118V117H81ZM84 118V117H83ZM97 119H99L98 117H96ZM46 119H49V118H46ZM45 119V120H46ZM52 119V118H51ZM54 119V118H53ZM67 119V118H66ZM97 119H95V120H97ZM116 119V118H115ZM44 120V121H45ZM63 119H61V121H62ZM65 120V119H64ZM71 120V119H70ZM76 120V119H75ZM75 120H73V121H75ZM80 120V119H79ZM100 120H102V119H100ZM117 120V119H116ZM42 121H43V119H42ZM48 121V120H47ZM51 121V120H50ZM72 120H71V122L73 123L72 125H74L75 123L77 124V122L75 121V123L73 122ZM78 121V120H77ZM89 120H87V122H88ZM119 121H122V120H119ZM125 121V120H124ZM232 121V122H233ZM46 122V121H45ZM44 122V123H45ZM49 122V121H48ZM52 122V121H51ZM59 122V121H58ZM62 122H64V123H66L67 121H62ZM79 122H81V120L79 121ZM103 122V121H102ZM113 122V121H112ZM123 122V121H122ZM43 123V125H44V128H45V125L46 124H44ZM47 123V122H46ZM69 123V122H68ZM234 123H232V124H234ZM34 124V123H33ZM57 124V123H56ZM60 125L62 124V123H59ZM98 124H99V121H98ZM115 124H117V123H115ZM123 124V123H122ZM42 125V126H43ZM40 126V125H39ZM41 126V127H42ZM48 126V125H47ZM75 126V125H74ZM78 126V127H77ZM76 126V128H79V125H77ZM82 126H84V124L82 125ZM118 126V125H117ZM41 127H39L37 130H41V129H43V128H41ZM70 127V126H69ZM88 127H89V125H88ZM47 128V127H46ZM53 128V127H52ZM62 128V127H61ZM71 128V127H70ZM72 128H74V130L72 129ZM71 128V131H70V129H65V130H68V132H69V134H71V133H73L74 134V132H75V134H74V136H72V137H75V135H76V133H78L77 131H75L76 129H75V127H72ZM83 128V127H82ZM85 128V129H84ZM84 128H83V130H86L87 129V127H86V125L84 126ZM98 128V127H97ZM116 128V127H115ZM120 127H118V129H119ZM30 129H32V131L30 132ZM35 129V128H34ZM51 129V128H50ZM64 129V128H63ZM91 129L92 130H90V128H88L87 129V131L89 130V131H94V129H95V127L93 128L92 126H91ZM121 129V128H120ZM233 129V128H232ZM36 130V129H35ZM35 130H34V132H35ZM54 130H56V129H54ZM53 130V131H54ZM64 130V131H65ZM77 130H79V129H77ZM45 130L43 129V132H44ZM60 131H61V134L63 135V134H65L64 133V131L62 132V129H60L59 130V133H58V131L57 132H55V133H58L59 135H61L60 134ZM101 131V130H100ZM100 131H97L96 130V132H98V134H101V133H99ZM234 131H235V129H234ZM22 133V136H23V134H24V136H26L25 138L24 137H22V136H19L18 137V134L19 133ZM23 132H26V133H23ZM33 132V134H31V135H29V137L30 136H33V135H39L41 132H42V130H41V132L40 133H38V134H35ZM42 132V133H43ZM45 132H47V130L45 131ZM44 132V133H45ZM67 132V133H68ZM82 132H84V131H82ZM81 131H80V133H82ZM86 132V131H85ZM84 132V133H85ZM95 132V131H94ZM93 132V133H94ZM104 132V131H103ZM107 132V131H106ZM116 132V131H115ZM123 132V131H122ZM233 132V131H232ZM231 132V133H232ZM42 134V135H44L45 136V134ZM48 133V132H47ZM46 133V136L49 134H47ZM88 133V132H87ZM26 134V135H25ZM58 134H57V138L58 137H60V138H62L63 140H65L64 138L66 137L65 135H63V137H61V136H58ZM90 134H91V132H90ZM89 134V135H90ZM125 134V133H124ZM126 134H127V132H126ZM233 134V133H232ZM20 135V134H19ZM50 135H51V133H50ZM50 135H48V136H50ZM68 135V134H67ZM110 135V134H109ZM181 135V134H180ZM234 135H236L235 134V132H234ZM48 136L45 138L46 140H47V138H48ZM54 136V135H53ZM71 136V135H70ZM111 136V135H110ZM34 137V139H32L33 141H35V139L37 138V136H33ZM36 137V138H35ZM80 137V136H79ZM93 137V136H92ZM107 137V136H106ZM202 137H204V136H202ZM237 137V136H236ZM31 138V137H30ZM30 138H28V140H30V141H27L26 142V144L28 145L30 142H32L31 141V139ZM42 138H44V137H42ZM56 138V137H55ZM56 138V139H57ZM81 138V137H80ZM110 138H112V137H110ZM110 138H108L109 139V141L108 142H110ZM115 138V137H114ZM114 138L112 139L113 141H114ZM117 138V137H116ZM188 139L190 138V137H187ZM200 138H201V136H200ZM255 138L256 139H258V140H260V141H262L261 140V136L260 135H256L255 136ZM39 139H40V137H39ZM39 139H37L36 141L39 143V142H42V143H39L40 145L41 144H43V141H46V140H43V139H40V140H42V141H39ZM55 139V140H56ZM59 139V138H58ZM67 139H71V138H69V135H68V137H66V140ZM77 139H79V138H77ZM103 139V138H102ZM192 139V138H191ZM202 139V138H201ZM10 140V139H9ZM27 140V139H26ZM26 140H23L24 142L26 141ZM60 140V139H59ZM72 140H75V139H72ZM100 140V139H99ZM98 140V141H99ZM116 140V139H115ZM190 140V139H189ZM238 139L236 138V141H237ZM35 141V142H36ZM52 141V142H51ZM51 141H49V144L47 143V144H45V145H48V146H54V144L55 143H57L58 144V142H55L54 143V141L53 140H51ZM84 141V140H83ZM83 141H80V142H82L83 143ZM87 141V140H86ZM85 141V142H86ZM106 141V140H105ZM117 141V140H116ZM11 142V143H12ZM35 142H33V146H34V144L35 145H37ZM60 143L57 145L58 146V148H61V147H59V145L62 143V142H64V141H59ZM67 142V141H66ZM72 142V141H71ZM70 142V143H71ZM75 142H76V140H75ZM107 142V141H106ZM112 142V141H111ZM110 142V143H111ZM10 143V142H9ZM10 143V144H11ZM14 143H12L13 145H14ZM72 143H74V142H72ZM77 143V142H76ZM82 143H81V145H82ZM88 143V142H87ZM101 143V142H100ZM105 143V142H104ZM118 143V142H117ZM4 144H7L8 145V143H4ZM43 144V145H44ZM66 144V143H65ZM65 144L63 145L64 147H63V149L65 148ZM78 144V143H77ZM101 144H103V143H101ZM250 144V143H249ZM30 145V144H29ZM39 145V146H40ZM55 145V146H56ZM54 146V147H55ZM56 146V147H57ZM61 146V145H60ZM67 146V145H66ZM71 146V145H70ZM78 146V145H77ZM89 146V145H88ZM97 146V145H96ZM170 145L168 144V146L167 147H169ZM0 147H2V144L0 145ZM8 147H9V145H8ZM14 147V146H13ZM47 147V146H46ZM75 147V146H74ZM73 146H72V148H74ZM80 147V148H79ZM79 149H82V146H80V144H79ZM100 147H101V145H100ZM160 147V146H159ZM68 148V147H67ZM71 148V149H72ZM87 147H85V149H86ZM92 148H94L93 146H92ZM145 148V147H144ZM163 148H165V147H163ZM2 149H5L4 147L2 148ZM66 149V148H65ZM89 148H87V151H89L88 150ZM148 149V148H147ZM1 150V149H0ZM54 150H55V148L53 149V152H54ZM61 150H62V148H61ZM60 150V151H61ZM74 150H76V152H77V149L75 148V149H73V151ZM82 150H84V148L82 149ZM90 150H92L91 149V147H90ZM5 152L3 155L5 156V155H7V153H6V151L5 150H2L1 151V154H2V152ZM47 151V150H46ZM52 151V150H51ZM50 151V153H52ZM56 151H58V152H60L59 151V149L58 150H56ZM55 151V152H56ZM78 151H80V150H78ZM110 151V150H109ZM145 151V150H144ZM153 151V150H152ZM8 152V151H7ZM58 152H56V153H58ZM66 151H64L63 153H65ZM70 152H72V151H70ZM69 152V153H70ZM75 152V153H76ZM107 152V151H106ZM9 153H11V152H8V154ZM39 152H37L36 154H38ZM56 153H55V155H56ZM74 153V152H73ZM78 153V152H77ZM76 153V154H77ZM94 151H93V155H94ZM121 153V152H120ZM144 153V152H143ZM142 153V154H143ZM229 153V152H228ZM235 153H236V151H235ZM234 153V154H235ZM0 154V155H1ZM14 154V153H13ZM19 154H17L18 156H20V158H22L21 157V155H19ZM28 154H30V155H28ZM35 154V155H36ZM91 153H89V155H90ZM136 154V153H135ZM138 154H140V153H138ZM233 154V155H234ZM237 154V153H236ZM12 155V154H11ZM17 155H15L16 157H17ZM54 155V154H53ZM52 155V156H53ZM61 155H62V151H61ZM63 155H65V154H63ZM71 155H73L74 156V154H71ZM85 155V154H84ZM92 155V156H93ZM103 155V154H102ZM101 155V156H102ZM3 156V157H4ZM8 156H10V154L8 155ZM7 156V157H8ZM14 156V155H13ZM12 156V157H13ZM60 155L58 154V157H59ZM72 156V157H73ZM80 156V155H79ZM78 156V157H79ZM87 156H88V154H87ZM99 156V155H98ZM230 156V155H229ZM3 157H1V159L3 158ZM11 157V156H10ZM34 157H36V156H34ZM43 157H45V156H43ZM47 157V156H46ZM46 157H45V159H46ZM49 157V156H48ZM76 157V156H75ZM74 157V158H75ZM132 157V156H131ZM15 158V157H14ZM18 158V157H17ZM51 158H53V157H50L49 159H51ZM63 158H64V160H65V158L66 157H62L61 159L63 160ZM68 158V157H67ZM94 158V157H93ZM92 158V159H93ZM96 158L97 157H95L94 159L96 160ZM9 159V158H8ZM7 159V160H8ZM16 159V158H15ZM15 159H14V162H12V160H11V162H12V164L13 163H15ZM39 159V158H38ZM43 159V158H42ZM41 159V160H42ZM54 159H56V158H54ZM58 159V158H57ZM60 159V158H59ZM70 159H71V156H70ZM83 159V158H82ZM93 159V160H94ZM98 159V158H97ZM133 159H134V154H133ZM20 160H22V159H19V161ZM22 160V161H23ZM48 160V159H47ZM73 160V159H72ZM80 161H81V158L79 159ZM136 160V159H135ZM138 160V159H137ZM2 161V160H1ZM16 161H18L17 159H16ZM36 161V160H35ZM39 161V160H38ZM50 161H52V160H49V162ZM55 160H53L52 161V163L54 162ZM57 161V160H56ZM55 161V162H56ZM60 161V160H59ZM66 161V160H65ZM70 161V160H69ZM80 161H78V162H80ZM219 161V160H218ZM9 162V161H8ZM7 162V163H8ZM21 162V161H20ZM42 162V161H41ZM41 162H40V165H41ZM47 162V161H46ZM54 162V163H55ZM61 162V161H60ZM92 161H90V163H91ZM129 162V161H128ZM7 163H3V165L4 164H6V165H8ZM17 163V162H16ZM15 163V164H16ZM29 163V162H28ZM53 163V164H54ZM67 163V162H66ZM77 163V162H76ZM75 163V164H76ZM19 164V163H18ZM16 164L17 165V167H19V165L21 164ZM38 164V163H37ZM43 164V163H42ZM50 164V163H49ZM27 164H24V166H26ZM29 165H30V163H29ZM31 165H33V164H31ZM71 165H73V163L71 164ZM1 166V168H2V164L0 165ZM10 166H12V165H10ZM15 166V165H14ZM20 166H22V165H20ZM38 166V165H37ZM48 166H50V165H47V163H46V165L45 166H43V167H40L41 168V172H39V173H41V175L40 174H38L39 176H37L36 175V177H34L35 176V174L33 173V176H31V178H30V176H29V178L27 179L26 177H25V181L23 180V182H20L21 183V186H23V188L22 187H20L18 190L19 191H23V193H25V194H28V197H26L25 196V198H30L31 199V201L29 200V202H31V203H25L24 202V200H23V203H25V204H29V206L27 205H25V206H23V205H19V207H22L23 209H24V214L26 215V216H28L29 217V219H27V221L29 222L26 226H30V227H33V229L34 228H39L42 224L44 225L45 224V227L46 228H44V229H42V226H41V228H39V229H41V235H43V237H42V239H45L46 237H49V236H52L55 232H57V231H66V230H68L67 229V226L68 225H70L68 222L69 221H71V220H66L67 221V223H68V225H67V223L65 222H62L61 220H59V221H61V223L58 221V219H59V217H60V215L58 216V214L57 213H59V210H60V213H61V210H67L69 207H71L73 204H72V200L73 199H76L75 197H73L74 196V193L76 192L74 189H78V188H75V184H76V180L74 179V175H76V176H78L77 174H72L73 176H71L70 175V173H71V171L68 173V171H69V169H68V171L67 170H65L66 172H67V174L69 175V177H67V175L65 174V176L64 177H62L61 176V174H62V172H60L59 170L60 169H56L55 167H52V166H50V167H48ZM243 167H244V164L242 165ZM7 167V166H6ZM27 167H29V166H27ZM27 167H26V169H27ZM33 167H34V165H33ZM57 167V166H56ZM70 167V166H69ZM11 168V167H10ZM13 168V167H12ZM15 168V167H14ZM13 168V169H14ZM25 168V167H24ZM30 168V167H29ZM28 168V169H29ZM39 168V167H38ZM68 168V167H67ZM75 168V167H74ZM96 168V167H95ZM7 169H9V167L7 168ZM17 169V168H16ZM18 169H20V168H18ZM17 169V170H18ZM37 168H36V165H35V169L34 170H36ZM62 169V168H61ZM64 169H66V168H63V171H64ZM100 169V168H99ZM98 168H97V171H100ZM15 170V169H14ZM14 170H11V171H9V170H1V172L2 173H4L3 175V177H5V175H12L13 174V172H16V171H14ZM31 170V169H30ZM22 171L23 170H20L19 172H21L22 173ZM64 171V172H65ZM96 171V170H95ZM33 172V171H32ZM35 172V171H34ZM36 172H37V170H36ZM134 172V171H133ZM11 173V174H10ZM26 173L28 174V172H27V170H26ZM135 173V172H134ZM23 174H25V172L23 173ZM1 175V174H0ZM9 176H8V178H9ZM16 176H18V175H16ZM25 176H27V175H25ZM76 176H75V178H76ZM11 177V176H10ZM14 177H15V175H14ZM13 177V178H14ZM19 177V179L21 178V176H18ZM73 177V178H72ZM80 177V176H79ZM22 178H23V175H22ZM21 178V179H22ZM78 178V177H77ZM81 178V177H80ZM100 178H102V177H100ZM106 178H111L110 176L109 177H106L105 176V178L104 179H106ZM1 182H2V176H1ZM12 179V178H11ZM15 179H16V177H15ZM14 179V180H15ZM19 179H18V181H19ZM83 181H84V179H83V177L81 178ZM80 179V181H82ZM103 179V178H102ZM6 180H7V178H6ZM3 181V182H7V181ZM10 180V179H9ZM14 180L13 181H10V182H14ZM86 180V179H85ZM101 180V179H100ZM16 181L17 180H15V183H16ZM21 181V180H20ZM78 181V183H80V181H79V179L77 180ZM86 181H88V180H86ZM86 181H84V183L86 182ZM101 181H103V180H101ZM100 181V182H101ZM168 181V180H167ZM194 181V180H193ZM192 181V182H193ZM78 183L76 184V185H78ZM84 183L82 184V183H80L81 185H84ZM87 183V184H86ZM85 183V186H83L84 188L86 187V186H88L89 184L88 183H91V181H88V182H86ZM93 183V182H92ZM102 183V185H100V187L101 188H103L102 186H104L103 185V183H104V181L103 182H101ZM119 183V184H118ZM117 183V185L119 186L120 185V182H118ZM158 183H160V181L158 182ZM191 183V182H190ZM195 183V182H194ZM238 183V182H237ZM257 183L258 182H256V183H251V184H256V185H251L253 188L256 186L257 187ZM259 183H260V181H259ZM9 185L8 186H6L7 184L5 183V187L4 188H6V187H14L15 189H16V186L14 185V183H13V185L11 186L10 184L11 183H8ZM19 184V183H18ZM100 184V183H99ZM20 185V184H19ZM95 185V187H98L96 184H94ZM94 185H92L91 184V186H93L94 187ZM246 185H248V187L250 186L249 184H246ZM239 186V185H238ZM245 186V185H244ZM250 186V187H251ZM19 187V186H18ZM17 187V188H18ZM105 187V186H104ZM240 187H242L241 185H240ZM246 187V186H245ZM244 187V188H245ZM251 187V189H253ZM8 188H6V189H8ZM81 188H82V186H81ZM81 188H79V189H81ZM92 188V187H91ZM214 188H215V186H214ZM232 189V187H230L229 186V188L228 189ZM235 188H237V187H235ZM234 188V189H235ZM239 188V187H238ZM243 188V187H242ZM258 188V187H257ZM10 190L12 189V188H9ZM5 190V189H3V187H2V190H1V188H0V192H3V191H8V193L7 194H9V191L10 190ZM14 189V190H15ZM86 190H87V188H85ZM84 189V190H85ZM88 189H89V187H88ZM100 189V188H99ZM104 189V188H103ZM103 189H101V190H99V191H102V193H104L103 191ZM245 189H247V187L245 188ZM249 189V188H248ZM255 189V188H254ZM17 190V189H16ZM17 190V191H18ZM83 190V189H82ZM91 190V189H90ZM89 190V191H90ZM93 190L95 191V189L93 188ZM92 190V192H94ZM211 190H213V189H211ZM12 191H13V189H12ZM15 192L14 191V193H16V194H18V192ZM247 191V190H246ZM250 191V190H249ZM248 191V192H249ZM5 192H3V194L5 193ZM81 192V191H80ZM91 192V193H92ZM213 192H214V190H213ZM251 192V191H250ZM249 192V193H250ZM12 193V192H11ZM76 193H78V191L76 192ZM76 193H75V195H76ZM82 193V192H81ZM89 193V192H88ZM91 193H89V194H91ZM95 194H99L98 195V197L95 195V196H93L94 197V199H93V197L91 198L92 199V201L90 200V199H88V200H90L92 203H94L95 202V199H100L101 200V198H99V196H101L102 195V197H103V194L101 193H96V192H94ZM2 194V193H1ZM0 194V195H1ZM79 194L80 193H78V196H79ZM85 194V193H84ZM12 196V194H9L8 195V197L9 196ZM92 195V194H91ZM90 195V196H91ZM5 196L7 197V195L5 194ZM4 195H3V197H5ZM17 197H18V195H16ZM77 196V195H76ZM81 196V195H80ZM86 196H87V194H86ZM89 196V197H90ZM108 196V195H107ZM1 197V196H0ZM1 198L0 200H3V199H5V198ZM7 197V198H8ZM97 197V198H96ZM10 198V197H9ZM78 198V197H77ZM87 198H88V196H87ZM87 198H85L86 200H87ZM13 200L12 201H14V197L12 198ZM81 201H85V199H81V198H79ZM97 199V200H98ZM106 199H107V197H106ZM105 199V200H106ZM8 200V199H7ZM6 200V201H7ZM10 200V199H9ZM9 200L7 201V204L5 203V205H6V207H8V205H9ZM16 200H19L20 201V198L19 199H16ZM79 200V201H80ZM4 202H5V200H3ZM12 201H11V205H12ZM75 201V200H74ZM89 201V202H90ZM99 201V200H98ZM107 201V200H106ZM216 201H218V199L216 200ZM2 202V201H1ZM9 202V203H8ZM27 202H28V200H27ZM75 202H77V201H75ZM83 202H81V203H83ZM170 201H168V203H169ZM186 201H184L183 203H185ZM215 202V201H214ZM214 202H213V204H214ZM20 203V202H19ZM88 203V202H87ZM96 203V202H95ZM94 203V204H95ZM209 203V202H208ZM216 203V202H215ZM223 203V202H222ZM227 203V202H226ZM229 203V202H228ZM2 204H4V203H2ZM0 205V208L2 207V206H4V205ZM14 204V203H13ZM22 204V203H21ZM31 204V205H30ZM77 204V203H76ZM94 204H92L91 206H92V210L94 211V209L96 210V208H97V210H99V204L98 203H96V204H98V206H95V208H93V205ZM100 204H101V202H100ZM170 204V203H169ZM173 203L171 202V205H172ZM210 204H211V202H210ZM218 204V203H217ZM87 205V204H86ZM86 205H84V206H86ZM219 205V204H218ZM15 206L16 207H18L16 204H15ZM15 206H12V208H14ZM88 206V205H87ZM86 206V208H87V211L86 210H82V212L80 211V210H77V211H80L79 213H81L82 215L84 214V216L85 217H83V216H81L80 214H79V216H81V217H83V219L84 220H80V222H79V224L83 221V223H84V221H86L87 219V215H85V213L87 212H89V210H91V209H89L88 210V207ZM170 205H167V207H169ZM212 206V205H211ZM221 206V205H220ZM228 206V205H227ZM99 207V208H98ZM104 207V206H103ZM165 208H166V204H165V206H164ZM164 207L162 208L163 210H161L162 212L164 211ZM203 207V206H202ZM213 207V206H212ZM224 207H226V205H224ZM21 208V209H22ZM79 208H83L82 206H80ZM78 208V209H79ZM2 209V210H1ZM0 209V257H2V256H9L10 257V260H8V263H6V264H45L46 262L45 261H43V262H40V256L39 255H41L42 257H44V255H46L48 252L47 251H51V252H55L56 254H58V257L56 256H54L52 259H54V258H58L59 259V261H60V259H62L63 258V256H64V253H63V255H62V252L64 251L63 250V248L61 247V246H57V245H54V241H53V244H49V246H48V244H47V246H46V244L43 242V244H45V245H43V247H42V250H46V251H44V253L42 254L41 252H43V251H41L40 249V251L41 252H39V257H38V260H39V262L38 263H35L36 262V260H37V258H36V260H34V261H31V260H24V258H27V257H25V256H22V255H24V254H22L20 257H22L23 258V261L21 260V258L19 257V255H20V252H22V251H24V246H21V247H19L20 246V244L22 243L20 240H19V238H24V233H22V231H21V228L19 229V228H17V227H14V228H12V227H10V221H12L13 220V218H14V216L16 215H12V214H10V216H8V218L9 219H7V221H4V220H6L5 219V213H7L6 212V209H4L5 210V213L3 212V207ZM18 209V208H17ZM23 209L21 210V211H23ZM167 209V208H166ZM200 208H198V210H199ZM221 209V208H220ZM223 209H225V208H223L222 207V209L221 210H223ZM12 210L13 209H11V212H12ZM15 211H16V213H18L17 212V210L16 209H14ZM20 210V209H19ZM18 210V211H19ZM96 210V211H97ZM216 210H217V208H216ZM238 210H240V209H238ZM241 210H243V209H241ZM96 211H94V212H96ZM159 211V210H158ZM200 211V210H199ZM219 211V210H218ZM218 211H217V213H218ZM85 212V213H84ZM102 212H103V210H102ZM101 212V214H103V213H105V211L102 213ZM219 212H221V211H219ZM239 213H240V211H238ZM63 213V212H62ZM65 214L67 213V212H64ZM100 213V212H99ZM170 213V212H169ZM199 213V212H198ZM20 214H22V212L20 213ZM93 214V213H92ZM91 214V215H92ZM208 214V213H207ZM212 214V213H211ZM238 214V213H237ZM236 214V215H237ZM7 215H9V213H7L6 214V216ZM94 215H95V213H94ZM218 215V214H217ZM219 215H220V213H219ZM218 215V216H219ZM18 216V215H17ZM26 216H23L22 215V217H26ZM89 216V215H88ZM105 216V215H104ZM214 216L216 217V213L214 214ZM218 216H217V218H218ZM20 217V216H19ZM21 217V218H22ZM27 217V218H28ZM65 217V216H64ZM92 217H94V216H92ZM165 217H166V215H165ZM207 217H209V216H207ZM233 217V216H232ZM238 217V216H237ZM237 217L236 216H234V220H236V221H238L239 219H237ZM16 218V217H15ZM23 218V219H24ZM75 218V217H74ZM79 218V217H78ZM77 218V219H78ZM238 218H240V216L238 217ZM18 219V218H17ZM26 219V218H25ZM77 219H73L74 221H76ZM86 219V220H85ZM104 219V218H103ZM159 219V218H158ZM206 219V218H205ZM214 219V218H213ZM63 221L65 220V218L64 219H62ZM72 220V221H73ZM100 219H98V221H99ZM102 220V219H101ZM155 220V219H154ZM156 220H157V218H156ZM208 220V219H207ZM233 220V223H232V225H234V223L236 222V221H234ZM15 221V220H14ZM19 221V220H18ZM23 221V220H22ZM22 221H20L19 222V224L22 222ZM78 221H79V219H78ZM77 221V222H78ZM103 221V220H102ZM102 221H100V222H102ZM105 222V221H104ZM103 222V223H104ZM155 222V221H154ZM16 223V222H15ZM23 223V222H22ZM24 223H25V221H24ZM73 223V222H72ZM97 223H99V222H97ZM103 223H102V225H103ZM156 223V222H155ZM19 224H18V226H19ZM78 223H77V226L79 225ZM88 224V223H87ZM72 225V227L73 226H75L76 227V225H73V224H71ZM82 225L83 224H80L79 226H80V228L82 227ZM97 225H99V224H97ZM96 225V226H97ZM100 225H101V223H100ZM99 225V226H100ZM231 225V226H232ZM79 226L76 228V230H75V227H73V232H75L74 234H73V239H70V240H68L69 241V245H68V243H67V247H72L73 246V240H76L75 241V243L78 241V239H81L80 238V233H79V231H81L82 229H83V227H82V229H80L79 228ZM104 226V225H103ZM144 226H145V224H144ZM143 226V227H144ZM154 226H155V224H154ZM207 226V225H206ZM230 226V227H231ZM21 227V226H20ZM71 227V228H72ZM89 227H90V224H89ZM88 227V228H89ZM24 229V228H23ZM32 229V228H31ZM38 229V230H39ZM100 229V228H99ZM102 229V228H101ZM141 229H143V228H141ZM24 230H26V229H24ZM28 230H30L29 228H28ZM75 230V231H74ZM86 230L88 231L87 232V237H90L89 235L91 234V227H90V234H89V230L86 228ZM27 231V230H26ZM25 231V232H26ZM30 231H32V230H30ZM106 231V230H105ZM151 231V230H150ZM28 232V231H27ZM35 232V231H34ZM34 232H31V234H32V238H33V236L36 234L37 235V230H36V232L34 233ZM141 233H142V231H140ZM152 232V231H151ZM45 233H48L47 234V236H46V234ZM148 233V232H147ZM147 233H145L144 235H147ZM217 234H216V236H218L219 238H221V236H222V233H221V235H218L219 233H220V231H218V232H216ZM30 234V235H31ZM34 234V235H33ZM60 234V233H59ZM67 234H68V232H67ZM71 233H70V235H72ZM89 234V235H88ZM97 234V233H96ZM140 234V233H139ZM35 235V236H36ZM56 235V234H55ZM55 235L52 237V238H55V240H59L60 239V237H58L57 238V236L55 237ZM62 235H65V233L64 234H61V235H59V236H62ZM74 235H77L76 237L74 236ZM80 235V236H79ZM99 235V234H98ZM97 235V236H98ZM143 235V236H144ZM44 236H45V238H44ZM210 236V235H209ZM27 237H29V239H31V236H28V234H27ZM37 237V236H36ZM79 237V238H78ZM85 237V236H84ZM109 237V236H108ZM217 237V238H218ZM25 238H26V236H25ZM35 238V237H34ZM76 238V239H75ZM94 238V237H93ZM142 237L140 236V240H142L141 242H142V244H143V241H144V239H145V237H143V239H141ZM213 238V237H212ZM216 238V239H217ZM29 239H27V240H29ZM41 239V237H40V239L38 238V240L37 241H41L42 240ZM65 239V238H64ZM84 239H86V237L84 238ZM84 239H83V241H84ZM208 239H210L209 237H208ZM207 239V240H208ZM26 240V241H27ZM51 240V239H50ZM88 240V239H87ZM99 240V239H98ZM214 240V239H213ZM217 240H219V239H217ZM217 240L214 242V241H212V242H214L213 244L215 245V243H217ZM36 241V240H35ZM35 241H34V244H35V248H33L32 246H34V244L32 243H30L31 244V246H29V247H32L34 250L36 249V246L38 245V243H37V241H36V243H35ZM39 241V242H40ZM46 241V240H45ZM70 241H72V245L70 244L71 242ZM25 242V241H24ZM29 242V241H28ZM59 242V241H58ZM57 242V243H58ZM84 242H86V244H87V241H84ZM151 242V241H150ZM50 243H52V242H50ZM78 243V242H77ZM76 243V244H77ZM80 243V242H79ZM78 243V244H79ZM91 243V242H90ZM93 243V242H92ZM221 243V242H220ZM17 244V245H16ZM19 244V245H18ZM24 243H22V245H23ZM59 244V243H58ZM64 244V243H63ZM62 244V245H63ZM137 244V243H136ZM135 244V245H136ZM138 244H140V245H142L141 243H139L138 242ZM137 244V247L135 248V249H133V250H131L130 249V252L129 253H134L133 251H136L137 250V248H139V245ZM42 245V244H41ZM71 245V246H70ZM83 244L81 243L80 244V246H82ZM92 245V244H91ZM149 245V244H148ZM213 245V246H214ZM16 246H18L19 247V249L17 250V248H16V250H15V247ZM27 245H26V247H27V249H29V250H27V251H29V252H31V251H34L32 248L30 249L29 247H28ZM65 246V245H64ZM84 246H85V243H84ZM83 246V247H84ZM213 246H212V248H213ZM22 247H24V248H22ZM61 247V248H60ZM66 246H65V248L64 249H68ZM77 247H79V246H77ZM76 247V248H77ZM210 247H211V245H210ZM76 248H75V250H76ZM88 248V247H87ZM89 248H90V246H89ZM88 248V249H89ZM78 249V248H77ZM83 249V248H82ZM211 249V248H210ZM210 249H207L206 250V252L208 251L209 252V250ZM139 250V249H138ZM145 250H147V247H146V249ZM26 251V250H25ZM26 251V252H27ZM69 251V250H68ZM77 251V250H76ZM88 251V250H87ZM132 251V252H131ZM28 252V253H29ZM78 252V251H77ZM77 252H75V253H77ZM125 252V251H124ZM143 252V251H142ZM41 253V254H40ZM129 253H127V255H132V254H129ZM140 253V252H139ZM74 254V253H73ZM121 254V253H120ZM36 255V254H35ZM48 255V254H47ZM59 255H61V257L62 258H59ZM72 255V254H71ZM83 255V254H82ZM74 257H77V256H75V255H73ZM37 257V256H36ZM74 257H72V259L74 258ZM121 257V256H120ZM139 257V256H138ZM81 258H83V256H81ZM2 259V258H1ZM42 259V258H41ZM51 259V262H53V260ZM58 259H57V262L58 263H56V264H59V261H58ZM80 259V258H79ZM121 259V258H120ZM21 260V261H20ZM63 260V259H62ZM82 260V259H81ZM80 260V261H81ZM119 259H117V261H118ZM3 260H1V262H2ZM4 261H5V258H4ZM4 261H3V264H5L4 263ZM54 261H56V260H54ZM74 261V260H73ZM72 261V262H73ZM79 261V262H80ZM90 261V260H89ZM88 261V262H89ZM120 261V260H119ZM118 261V262H119ZM202 261V260H201ZM0 262V263H1ZM6 262V261H5ZM75 262V261H74ZM82 263H79V264H87V263H85V262H83V261H81ZM2 264V263H1ZM54 264V263H53ZM72 264H74V263H72Z\"/></svg>",
	"mask_w": 264,
	"mask_h": 264
}]
</instances>
